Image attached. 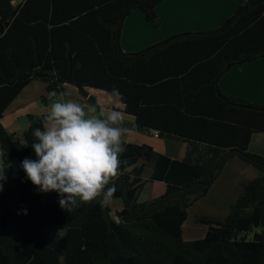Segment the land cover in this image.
Here are the masks:
<instances>
[{"label": "trees", "instance_id": "16d2710c", "mask_svg": "<svg viewBox=\"0 0 264 264\" xmlns=\"http://www.w3.org/2000/svg\"><path fill=\"white\" fill-rule=\"evenodd\" d=\"M12 1L0 0V169L7 175L0 264H264V155L250 151L253 135L264 133V105L219 86L232 66L264 57V0H244L217 28L174 34L136 52L121 47L125 19L140 9L160 27L163 0ZM34 80L45 83L46 105L51 90L67 94L68 86L93 105L88 89L119 96L139 131L186 143L184 157L128 142L126 163L110 182L124 207L112 214L97 198L62 208L57 193L38 192L21 167L36 158L31 132L43 127L44 115L28 114L23 140L2 122ZM234 156L261 174L243 186L226 217L197 216L207 232L186 240L188 207ZM152 180L163 181L165 192L140 201ZM46 225L56 227L58 243L43 242Z\"/></svg>", "mask_w": 264, "mask_h": 264}, {"label": "crops", "instance_id": "0c3cea01", "mask_svg": "<svg viewBox=\"0 0 264 264\" xmlns=\"http://www.w3.org/2000/svg\"><path fill=\"white\" fill-rule=\"evenodd\" d=\"M243 1L244 0H163L156 7L157 13L162 19L160 27L151 26L147 22L143 11L135 9L123 23L121 47L125 52H136L174 34L186 31H206L217 28L234 13L235 9ZM36 81L37 80H34L28 84L5 111L2 122L9 131L12 130V132L16 133L15 131H17L20 126L19 118L23 115L31 114V112H28L27 106L34 104L36 89H38L37 92H40L41 89H45V85L40 86ZM219 86L227 93L243 97L259 105H264V57L245 62L241 65L232 66L219 79ZM88 91L94 95L97 105L102 106L105 110L118 106L124 116V126L129 129V134L127 135L128 142L150 144L157 151L172 158L182 159L184 157L186 143L176 139L162 138L154 130L150 132L139 131L135 119L122 111L123 104L119 96H112L108 92L94 89H88ZM39 94L42 95L43 93L40 92ZM22 95H24L22 98L23 100L21 104H19L17 101H20L19 99ZM71 99L79 102L80 98ZM42 112L43 109L34 113L37 115L44 114ZM250 151L264 155V133H255L253 135ZM229 167H231V169H229ZM131 168L132 167H130V169ZM151 172L152 167H147L144 177L146 179L149 178ZM260 174L261 171L258 168L247 163L239 156L231 157L226 162L223 171L213 183L208 194L204 198L193 203V206L201 207V201L208 199L213 194L217 195L220 193H223V201H229L230 204V202H232L230 201L232 200L230 196L233 195L235 197L237 195L238 186L241 188L240 190H242L243 186L248 181ZM165 190L166 184L163 181H148L140 193L139 200L146 201L158 197L163 194ZM115 199L122 200V198ZM123 206L118 207L114 212L116 213L121 210ZM198 212H200L198 213L199 215L218 216L216 215L218 214L216 213L218 212L217 209H213L212 212H205L204 209H201V211ZM187 222L188 220L183 226V237L186 240H196L205 236L207 227H188Z\"/></svg>", "mask_w": 264, "mask_h": 264}, {"label": "clouds", "instance_id": "9594fccd", "mask_svg": "<svg viewBox=\"0 0 264 264\" xmlns=\"http://www.w3.org/2000/svg\"><path fill=\"white\" fill-rule=\"evenodd\" d=\"M66 95L55 89L48 93L44 125L31 132L36 158L23 159L21 167L38 192L55 191L62 208L97 198L101 206H108L117 191L111 178L126 163L121 156L129 129L123 113L118 106L85 109L74 99H63ZM6 180V170L0 169V192Z\"/></svg>", "mask_w": 264, "mask_h": 264}, {"label": "rangeland", "instance_id": "374dc122", "mask_svg": "<svg viewBox=\"0 0 264 264\" xmlns=\"http://www.w3.org/2000/svg\"><path fill=\"white\" fill-rule=\"evenodd\" d=\"M37 84H40L41 85H45V83L41 80H37L36 81ZM38 89H36V92H35V95L34 96V104H31L30 106H27V109H28V112H31V114H34V115H37L35 114L34 112H37L41 109H43V112L44 114H40V115H45L46 112L48 111V105L44 104L43 101H42V96H45L47 93H46V90H40V92H42L43 94L40 95L39 93L40 92H37ZM112 96H117L115 94H112L110 93ZM40 95V96H39ZM24 95H22L20 97V101H17V103L21 104L22 102V98H23ZM80 98L79 99V103L85 108L87 109L88 107H91L93 106V104H91L90 102H87V101H83L84 98L83 96L78 92V90L74 87V86H68L67 87V96H65L63 99L67 100L69 98ZM25 104V103H24ZM29 123H30V120H29V117L28 115H23L22 117L19 118V129L17 131H15L17 134L16 136L19 137L21 140H23L24 136V132L26 131V129L28 128L29 126ZM10 132H12V130H10ZM245 161V160H244ZM250 164V163H249ZM0 166L1 163H0ZM229 169H231V167H229ZM233 173V172H232ZM235 173V172H234ZM219 186H222V185H219ZM241 188H239L238 186V189H237V195L234 197L233 195L230 196V204H229V201H223L224 198H223V193H220V194H213L211 195L208 199H204L203 201H201L200 203V206L201 207H196V206H193V204L191 206H189L188 208V227L191 226V227H200V226H203V227H207L206 225L204 224H201V223H198L197 222V216H199L198 211H201V209H204L205 212H212L213 209H217L218 216L216 217H220V218H223V217H226V215L229 213L230 211V208L231 206L235 203L239 193H240V190ZM204 198V197H203ZM208 200V201H207ZM204 204V205H203ZM124 205L123 203V199H115L111 202L110 204V207H111V210H112V214H114L115 212V209H118V207H122ZM117 207V208H116ZM124 207V206H123ZM199 225H198V224ZM61 234L63 235L64 232H61Z\"/></svg>", "mask_w": 264, "mask_h": 264}, {"label": "water", "instance_id": "95a60500", "mask_svg": "<svg viewBox=\"0 0 264 264\" xmlns=\"http://www.w3.org/2000/svg\"><path fill=\"white\" fill-rule=\"evenodd\" d=\"M44 243L55 244L58 243V236L56 234V227L52 225H46L41 234Z\"/></svg>", "mask_w": 264, "mask_h": 264}, {"label": "built area", "instance_id": "2783aa9c", "mask_svg": "<svg viewBox=\"0 0 264 264\" xmlns=\"http://www.w3.org/2000/svg\"><path fill=\"white\" fill-rule=\"evenodd\" d=\"M13 3L15 2V0L12 1Z\"/></svg>", "mask_w": 264, "mask_h": 264}]
</instances>
